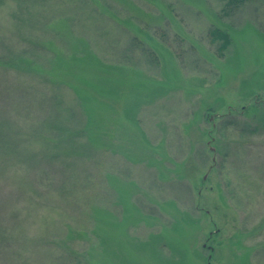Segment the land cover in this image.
Here are the masks:
<instances>
[{"label": "rangeland", "instance_id": "obj_1", "mask_svg": "<svg viewBox=\"0 0 264 264\" xmlns=\"http://www.w3.org/2000/svg\"><path fill=\"white\" fill-rule=\"evenodd\" d=\"M224 4L0 0V264H264V0Z\"/></svg>", "mask_w": 264, "mask_h": 264}, {"label": "trees", "instance_id": "obj_2", "mask_svg": "<svg viewBox=\"0 0 264 264\" xmlns=\"http://www.w3.org/2000/svg\"><path fill=\"white\" fill-rule=\"evenodd\" d=\"M224 1H225V4H224V8H223V14L225 16H229V15H232L233 12H236L237 9H239V7H241V5H243L244 3H246L249 0H224ZM207 36H208L209 44L214 46V51L217 53L218 57H222L223 52H225L227 50L228 46L230 45V38H229L228 33L220 30L219 28L214 27V28H210L208 30ZM133 40H136L137 48H140L143 51L144 55H147V52L149 50L142 47L141 41H138V39H136V38H134ZM147 56H149L151 58L155 57L154 55H152V53H150V55H147ZM66 125H68V127L70 126L68 120L66 121ZM62 127H65L64 129H67L66 128L67 126H65V125H63ZM72 145H74V144H72ZM76 146H77V149L75 152H77V153H80L79 151L81 149L86 150V149H89L91 147V146L85 144V142H78ZM72 148H74V147H72ZM72 148H70V149L72 150ZM80 156L81 155H74L71 158H73V157L79 158Z\"/></svg>", "mask_w": 264, "mask_h": 264}]
</instances>
